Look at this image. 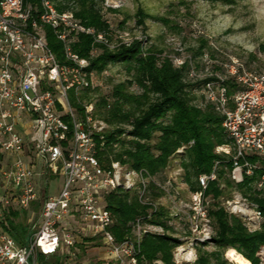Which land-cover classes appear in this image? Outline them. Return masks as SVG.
Instances as JSON below:
<instances>
[{"label": "built area", "instance_id": "built-area-1", "mask_svg": "<svg viewBox=\"0 0 264 264\" xmlns=\"http://www.w3.org/2000/svg\"><path fill=\"white\" fill-rule=\"evenodd\" d=\"M45 26L62 42L65 58L72 65L60 64L49 50L42 30ZM79 34L107 44L102 34L84 26L71 11L58 12L50 0H39V5L0 0V181L5 189H12L0 196V216L11 202L20 208L36 202L37 180L43 175L62 177L58 194L42 202L38 224L24 246L0 229V264H37L38 254L74 256L77 235L100 236L117 264H136L142 231L149 232L142 229L139 219L133 225L132 239L116 242L109 231L113 219L103 197L119 186L129 188L132 184L122 182L118 163L107 170L99 166L94 134L105 126L93 121L92 105L84 106L83 119L69 105V91L90 86L82 71L87 62L79 60L70 47ZM171 60L177 68L187 63L188 79L203 82L204 104L222 117L229 144L216 147L215 152L228 158L229 180L240 185L253 178V189L264 193V72L245 69L232 59L221 64L220 71L206 68L198 76L190 56ZM27 150L32 164L26 159ZM39 166L44 167L41 172ZM218 167L216 162L210 173L199 176V191L190 194L187 221L193 237L209 239L212 234L208 218L212 200L205 192L216 180ZM132 175L140 179L135 172H127L126 177ZM137 182L145 185L141 179ZM240 200V205L227 201L223 208L240 217L250 232L259 230L264 221L261 210L242 196ZM74 217L79 230L71 226Z\"/></svg>", "mask_w": 264, "mask_h": 264}, {"label": "trees", "instance_id": "trees-1", "mask_svg": "<svg viewBox=\"0 0 264 264\" xmlns=\"http://www.w3.org/2000/svg\"><path fill=\"white\" fill-rule=\"evenodd\" d=\"M50 1L58 12L71 11L84 26L94 29L95 34H102L107 41V44L98 43L93 36L79 34L70 45L72 53L87 62L82 71L90 86L80 92L71 90L68 102L79 119L84 118V106L92 105L93 121L105 126L94 134L99 166L107 170L111 164L118 163L128 172L139 174L141 181L148 180L145 185L137 182L129 188L119 186L103 197L113 219L109 231L115 241L132 239L133 225L139 219L141 225L159 227L162 232L141 235L136 264H175L173 254L182 242L168 225V211L154 205L155 200L165 195L163 187H166L164 181L157 183V179L169 167L171 159L178 156L183 181L189 193H195L199 191L198 177L210 173L219 162L217 178L208 184L205 192L212 200L208 210L212 235L201 243L202 246L212 243L215 250L197 248L194 264H229V259L223 255L228 249L236 251L250 264H264L260 256L264 251V222L259 230L250 232L240 217L227 213L220 204V198H231L230 190L237 189L242 197L256 204L264 216V193L252 190L253 178L234 185L228 178V158L215 152L216 147L229 144V140L222 127V117L211 105L204 104L203 96L200 97L201 106L196 104L194 89L201 88L203 82L189 83L187 63L177 68L170 57L162 56L161 50L154 47L144 50L141 41L133 40L129 44L120 41L110 48L112 30L104 19L103 0ZM25 3L39 5V0H25ZM137 18V24L143 26L145 14L142 9L137 10ZM42 30L47 47L57 61L72 65L66 60L64 46L54 31L48 26ZM206 47L207 42L201 39L191 59L194 61L197 56H203L202 50ZM112 64L124 65L128 78L113 85L108 95H103L98 87H91L92 76L101 74ZM195 66L198 68V64ZM133 85L139 93L129 91ZM227 85L233 87L230 81ZM57 108L62 110L60 103ZM63 119L70 124L67 115ZM31 206L40 210L41 204L37 207L33 202L26 208L8 205L2 209L0 229L19 246H24L33 233L34 226L32 228L27 219ZM93 240L102 243L100 236H87L81 239V244L76 242L72 251L78 245L86 249ZM50 256H54L52 264H66L64 259L68 257L57 252L49 256L38 254L37 259L46 262V257Z\"/></svg>", "mask_w": 264, "mask_h": 264}, {"label": "rangeland", "instance_id": "rangeland-1", "mask_svg": "<svg viewBox=\"0 0 264 264\" xmlns=\"http://www.w3.org/2000/svg\"><path fill=\"white\" fill-rule=\"evenodd\" d=\"M103 7L104 19L112 30L110 48L120 41L131 43L133 40H138L141 41L144 50L154 47L162 51V56L166 55L172 59L193 56L202 39L207 42L208 47L202 50L203 56H197L194 60L195 64H198L196 68L198 76H202L206 68L218 72L221 64L232 59H237L245 69L264 72V0H103ZM138 9H142L145 14L143 26L137 24ZM127 78L124 65L112 64L101 74H93L91 87H98L101 94L108 95L113 85ZM188 81L191 84L196 83L189 79ZM81 90L79 89L78 92ZM129 91L139 93L135 85L131 86ZM67 95L70 97V91ZM201 96L202 88H195L194 97L199 106L202 104ZM27 155L29 156L26 158L27 161L32 164L29 150ZM43 169V166L37 168L39 172ZM128 171L124 166H119L122 182L127 180L129 185L126 186L131 184L134 186L140 179L136 175L127 178ZM147 181L142 182L146 184ZM161 181L165 182L163 183L166 186L165 195L155 200L154 205L162 206L168 211V225L172 227L173 235L182 242V245L174 251V262L194 264L197 248L213 251L215 247L212 243L201 245L208 240L207 236L193 237L188 232L187 213L190 193L183 181V170L178 156L171 159L169 167L160 175V179H157V183ZM61 184L62 177L58 174L40 177L37 180L38 198L35 202L37 207L47 197L56 196ZM251 188L253 190V185ZM230 191L231 198H220L222 207L226 208L227 201L241 204V194L237 189ZM11 192L12 189H5L0 181V196ZM9 205L16 206L14 202ZM39 214L40 210H35V207L28 208L27 219L32 228L38 224ZM74 220L77 223L71 221V226L79 230L77 228H80V223L76 217ZM142 229L151 233L162 232L161 228L149 225H142ZM84 237L87 236L77 235L76 242L81 244V239ZM79 246L81 245L74 250L76 256H68L64 259V263L93 264L100 261L103 264L107 262L117 264L99 240L89 241L86 249H81ZM223 255L227 259L226 251ZM260 256L264 263V251ZM53 257H46V262L38 260L37 264H52ZM228 262L234 264L229 260Z\"/></svg>", "mask_w": 264, "mask_h": 264}, {"label": "bare ground", "instance_id": "bare-ground-1", "mask_svg": "<svg viewBox=\"0 0 264 264\" xmlns=\"http://www.w3.org/2000/svg\"><path fill=\"white\" fill-rule=\"evenodd\" d=\"M227 258L234 264H250L247 260L242 258L236 251L228 249L226 251Z\"/></svg>", "mask_w": 264, "mask_h": 264}]
</instances>
